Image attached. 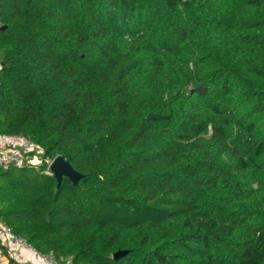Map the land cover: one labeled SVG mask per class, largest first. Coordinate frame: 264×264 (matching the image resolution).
Masks as SVG:
<instances>
[{
  "label": "trees",
  "instance_id": "obj_1",
  "mask_svg": "<svg viewBox=\"0 0 264 264\" xmlns=\"http://www.w3.org/2000/svg\"><path fill=\"white\" fill-rule=\"evenodd\" d=\"M0 64V134L82 174L0 167L16 235L82 264H264V0H0Z\"/></svg>",
  "mask_w": 264,
  "mask_h": 264
},
{
  "label": "built area",
  "instance_id": "obj_2",
  "mask_svg": "<svg viewBox=\"0 0 264 264\" xmlns=\"http://www.w3.org/2000/svg\"><path fill=\"white\" fill-rule=\"evenodd\" d=\"M54 160L44 157V150L25 134H0V167L3 170L35 168L53 175L51 166ZM0 264L82 263H76L69 256H58L54 251H39L26 238L16 235L7 221L0 219Z\"/></svg>",
  "mask_w": 264,
  "mask_h": 264
},
{
  "label": "water",
  "instance_id": "obj_3",
  "mask_svg": "<svg viewBox=\"0 0 264 264\" xmlns=\"http://www.w3.org/2000/svg\"><path fill=\"white\" fill-rule=\"evenodd\" d=\"M6 26H2L5 29ZM54 177L56 178L58 184L60 185L64 178L70 179L75 185L78 184L82 177L77 170L65 159L64 156H57L51 166ZM128 254L126 250H120L114 253L113 258L119 260Z\"/></svg>",
  "mask_w": 264,
  "mask_h": 264
},
{
  "label": "rangeland",
  "instance_id": "obj_4",
  "mask_svg": "<svg viewBox=\"0 0 264 264\" xmlns=\"http://www.w3.org/2000/svg\"><path fill=\"white\" fill-rule=\"evenodd\" d=\"M28 174H29V175H32V176H34V175H35V173H30V171L28 172Z\"/></svg>",
  "mask_w": 264,
  "mask_h": 264
}]
</instances>
